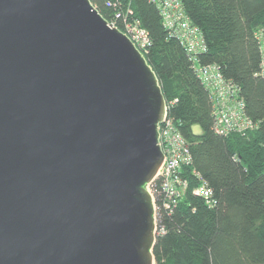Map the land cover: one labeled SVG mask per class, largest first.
Masks as SVG:
<instances>
[{
  "label": "water",
  "instance_id": "water-1",
  "mask_svg": "<svg viewBox=\"0 0 264 264\" xmlns=\"http://www.w3.org/2000/svg\"><path fill=\"white\" fill-rule=\"evenodd\" d=\"M165 112L90 0H0V264H154Z\"/></svg>",
  "mask_w": 264,
  "mask_h": 264
},
{
  "label": "trees",
  "instance_id": "trees-1",
  "mask_svg": "<svg viewBox=\"0 0 264 264\" xmlns=\"http://www.w3.org/2000/svg\"><path fill=\"white\" fill-rule=\"evenodd\" d=\"M112 1L90 0L105 19L130 11L147 31L144 57L191 157L181 171L188 186L172 210L155 195L161 232L154 263L264 264V79L256 36L264 27V0H180L206 44L198 63L216 64L238 87L247 116L258 123L254 130L226 136L214 132L209 93L183 45L164 26L159 7L151 0ZM202 181L212 191L213 206L193 192Z\"/></svg>",
  "mask_w": 264,
  "mask_h": 264
},
{
  "label": "built area",
  "instance_id": "built-area-1",
  "mask_svg": "<svg viewBox=\"0 0 264 264\" xmlns=\"http://www.w3.org/2000/svg\"><path fill=\"white\" fill-rule=\"evenodd\" d=\"M151 2L159 7L164 26L183 45L186 53L193 61L197 76L209 93L214 132L226 136L230 133L242 134L256 129L258 123L245 113V103L239 96L238 87L222 76L216 64L198 63L197 56L206 51V44L200 29L187 17L181 1L151 0ZM113 4H115L114 0L112 1ZM107 22L109 26H114L126 34L144 55L150 46V38L147 31L140 25L139 20L130 11L128 13L114 11ZM256 36L260 42L261 50L260 74L264 79V27L259 28ZM158 143L163 153V161L155 177L147 185L154 203L155 235L161 232V229L157 227L159 206L156 204L155 195H161V206L165 210L171 211L188 186L187 180L181 176V171L191 161L184 137L177 129L174 121L168 116L167 103L164 119L159 127ZM193 192L201 197L205 204L209 206L215 204L212 191L206 182H199Z\"/></svg>",
  "mask_w": 264,
  "mask_h": 264
},
{
  "label": "rangeland",
  "instance_id": "rangeland-1",
  "mask_svg": "<svg viewBox=\"0 0 264 264\" xmlns=\"http://www.w3.org/2000/svg\"><path fill=\"white\" fill-rule=\"evenodd\" d=\"M194 131L196 132V133H198L200 130H199V128L197 127V126H195L194 127ZM155 264V263H154Z\"/></svg>",
  "mask_w": 264,
  "mask_h": 264
}]
</instances>
